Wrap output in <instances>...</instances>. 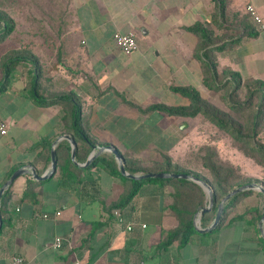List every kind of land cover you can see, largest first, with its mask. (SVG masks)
I'll return each mask as SVG.
<instances>
[{
    "label": "crops",
    "instance_id": "crops-1",
    "mask_svg": "<svg viewBox=\"0 0 264 264\" xmlns=\"http://www.w3.org/2000/svg\"><path fill=\"white\" fill-rule=\"evenodd\" d=\"M249 2L264 15V0ZM63 7L58 21L65 23V76L60 81L47 73L52 68L35 61L43 55L37 45L28 60L17 63L6 85V63L0 62V118L9 126L0 135V189L22 166L47 172L55 140L73 136L65 130L63 106L51 103L53 86L81 102V128L96 141L93 145H113L121 154L131 150L124 135L152 112L161 120L180 117L143 112L132 103L169 105L158 89L197 88L203 78L196 56L200 39L190 28L200 22L215 31L219 20L215 0H64ZM118 31L134 32L139 48L129 55L122 52L114 40ZM147 70L144 82L137 84ZM34 78L46 90L42 96L29 90ZM95 152L91 146L87 159L76 161L83 164ZM78 167L74 178L63 177L58 167L42 181L23 174L5 191L0 264H11L15 255L24 264H264L260 223L224 222L211 231H194L182 243L175 238L180 220L171 208L172 184L144 182L125 206L111 208L128 197L135 183L102 164ZM57 236L63 238L59 248L53 246Z\"/></svg>",
    "mask_w": 264,
    "mask_h": 264
},
{
    "label": "rangeland",
    "instance_id": "rangeland-1",
    "mask_svg": "<svg viewBox=\"0 0 264 264\" xmlns=\"http://www.w3.org/2000/svg\"><path fill=\"white\" fill-rule=\"evenodd\" d=\"M63 1L22 0L21 7H15V10L11 5L9 9L12 17L17 20L16 29L5 41L0 42V62H6L19 50L22 54L25 52L33 55V46L37 45L41 48L43 55L35 61L52 68L51 72L47 73H51L50 76H53V79L57 78V81H60L59 78L65 76L63 74V71L65 72V48L61 45L65 41L63 38L65 29L58 33L56 26L57 18L62 14ZM249 1L251 0H226L225 14L221 22H215L214 25L219 41L232 37L241 38L237 44L232 46L229 42L223 52L216 53L219 71L230 67L239 71L243 76L244 87L237 90L234 95L239 102L246 100L249 86L255 87L252 80H264V32H260L256 38L248 37L245 25L242 23L245 21L254 26L246 9ZM30 13L36 17L33 22L31 19L28 20ZM31 44H33L32 47H30ZM148 71L142 72L135 82L141 85L144 82L142 79L145 80L149 74ZM53 87L56 90L55 97L65 94V89ZM197 89L205 99L229 112L233 118L241 122L248 119L249 111L246 113L243 110L239 112L232 110L227 88L220 90L208 88L202 78ZM42 90L46 91L44 87L40 88V91ZM158 93L165 94V101L169 102V105L188 103L186 97L173 91L158 89ZM159 117L156 112H152L143 124L135 126L134 132L124 135L125 141L131 145V150L123 151L124 159L134 160L149 169L160 166L162 162L166 164L170 161L182 171L186 170L190 174L198 175L212 187L210 169L204 165L205 158L211 156L216 165L223 166L232 172L233 181L243 185L247 182H256L264 186V163L258 162L255 157L246 153L245 146L235 141L229 133L216 127L203 115L199 114L193 118L166 116L162 120ZM118 135L121 137L122 134ZM258 138L264 142V127L259 129ZM239 186L237 184L233 188ZM204 191L206 194L203 201L204 206H207L209 194L205 189ZM258 192L259 190H255L248 195L240 196L234 207L229 208V217L245 214L250 219L255 216V210H263L264 194ZM262 216L258 219V223Z\"/></svg>",
    "mask_w": 264,
    "mask_h": 264
},
{
    "label": "trees",
    "instance_id": "trees-1",
    "mask_svg": "<svg viewBox=\"0 0 264 264\" xmlns=\"http://www.w3.org/2000/svg\"><path fill=\"white\" fill-rule=\"evenodd\" d=\"M17 0H0V42L5 41L12 32L16 29V18L12 17L11 10L9 9L13 5V10L21 7V1ZM20 5H17L19 4ZM218 22H221L226 7V0H215ZM65 13V8L63 7L62 14ZM61 14V15H62ZM36 15V14H35ZM60 15V16H61ZM28 20L33 22L36 18L31 13L28 15ZM59 17L57 18V20ZM60 20V19H59ZM245 26L246 35L248 37L256 38L259 33L254 26L245 21L242 22ZM220 25V24H219ZM222 25V24H221ZM65 28V23L57 21L56 32L60 33ZM191 31L195 32L199 36V46L197 50V58L202 63V73L204 84L211 89L220 90L222 88L228 89V99L231 101L232 110L239 111H249L247 113V120L239 121L233 118L229 112H226L205 99L200 90L194 86H177L173 85L172 90L188 99L187 104L182 105H167L164 103H156L147 106L146 108H141L140 106L132 103L133 106H137L143 112L159 110L168 115H176L180 117H196L201 114L204 118L208 119L219 129L229 133L235 141L241 143L242 146L246 147V153L250 156L255 157L258 162L264 163V142H261L258 138L259 129L264 127V80L255 79V87L251 88L249 86V93L245 101L239 102L236 99L237 90L244 87L243 76L239 71L233 70L230 67L224 68L219 71L217 52L227 48V44L230 42L232 46L237 44L241 38H230L219 41L215 31L209 29L204 24L198 22L190 28ZM12 55L6 63V80L4 85H6L9 80L8 76L15 68L17 63L28 60L30 58L29 53L16 52ZM39 83L34 78L30 83V92L33 96H42L40 94ZM52 104L59 103L63 106L65 110V117L63 121L65 123L66 131H73V137L77 141L76 148V160L85 161L91 152V146L96 142L87 133L82 131L81 123L82 119L79 117V112L83 110V105L74 95L63 94L59 95L51 101ZM72 146L69 140L64 139L57 145V167L62 172L63 177L74 178L77 171L80 170L78 165L74 163L71 159ZM50 159V156L48 155ZM102 164L109 171L114 174L121 175L120 166L117 162L115 155L112 152L105 151L95 158L92 165ZM204 165L210 169L211 173V184L214 190L215 205L212 211L206 212L201 219V227L209 226L215 219L218 204L221 202L222 198L227 195L231 190H233L235 185H243L240 182L233 181L232 172L223 166L216 165L212 157L205 158ZM90 166V165H89ZM126 169L133 174L147 173V172H185L190 173L186 170H181L173 162H164L154 169H149L141 166L138 162L134 160L125 158ZM196 175V174H194ZM198 176V175H196ZM199 177V176H198ZM126 180H131L135 183L134 188L131 190L127 198H125L117 206L121 208L125 206L126 203L132 200V197L138 192L142 184L146 181H157L161 183H170L174 187L173 191V202L171 208L174 209L177 217L180 220V226L175 232V238L181 237L182 243L189 240V236L193 233L195 229L194 225V215L199 210L201 206H204L203 198L205 196V191L199 184L186 179L181 178H148V179H131L123 176ZM201 178V177H200ZM206 181V180H205ZM249 183V182H247ZM245 183V184H247ZM255 192V189L246 190L239 192L231 196L225 202V211L221 218V223L224 222H235L238 220L248 219L245 214H240L237 216L229 217V210L234 207L237 199L240 196L248 195ZM258 193L264 194L259 191ZM5 194L1 198V210L3 211ZM230 208V209H229ZM264 214L263 210H258L255 212V216L250 218L251 223H258V219ZM254 215V214H253ZM3 218V216H2ZM4 222V218H3ZM219 224V225H220ZM218 225V226H219ZM217 226V227H218ZM216 227V228H217ZM211 231V230H210ZM173 238H170L165 244H169Z\"/></svg>",
    "mask_w": 264,
    "mask_h": 264
},
{
    "label": "water",
    "instance_id": "water-1",
    "mask_svg": "<svg viewBox=\"0 0 264 264\" xmlns=\"http://www.w3.org/2000/svg\"><path fill=\"white\" fill-rule=\"evenodd\" d=\"M62 139H67L70 141L71 146H72L71 159L73 160L74 163L78 164L81 167H88L90 164H92L93 160L97 156H99L102 152L110 151L115 155V157L118 161L122 176L131 178V179H136V180L148 179V178H153V177L154 178H181V179L191 180V181L201 185L209 194V202H208L207 206L200 207L199 211L194 216L195 229L199 232H205V231L213 230L220 224L222 215L225 211V202L231 196H233L239 192L251 190V189L259 190V191L264 193V186L259 184V183H256V182L247 183V184L241 185L237 188H234L227 195H225L222 198L221 202L218 204L216 217H215L213 223L208 227H201L200 223H201V219H202L203 215L206 212L211 211L213 206H214V203H215L214 190L207 181H205L204 179H202L196 175H193L190 173H185V172H147V173H143V174L130 173L125 167V159H124L123 155L113 145L100 146V147L93 145L94 149H96V152L90 155L87 162L81 164V163L76 161L77 141L74 139V137L71 134H62L55 140V142L51 148L52 162H51L50 169L47 172L40 174L35 169V167L33 165H25V166L18 168L17 170H15L11 174L9 179L5 182V184L0 189V200H1L2 195L5 193V191L7 189H9V187L13 184V182L16 180V178H18L20 175L29 174L33 177L34 180H37V181H42V180H46V179L50 178L57 170V161H58L57 160V145ZM2 225H3V218H2V212H1V206H0V228L2 227ZM260 229H261L262 235L264 236V214H263L261 221H260Z\"/></svg>",
    "mask_w": 264,
    "mask_h": 264
},
{
    "label": "built area",
    "instance_id": "built-area-1",
    "mask_svg": "<svg viewBox=\"0 0 264 264\" xmlns=\"http://www.w3.org/2000/svg\"><path fill=\"white\" fill-rule=\"evenodd\" d=\"M247 13L251 19L254 27L258 32H264V17L261 15L256 5L252 2L247 4ZM114 40L116 41L118 47L125 54L129 55L139 48V43L137 36L134 32H116L114 34ZM9 126L5 120L0 118V135H6L8 133ZM114 213L118 216L120 222H124V217L120 214L118 210H115ZM61 212L58 211L56 215H60ZM45 218L49 217L48 214L43 215ZM128 229L133 228V224L129 222L127 224ZM63 245V238L57 236L54 239L53 246L59 248ZM25 259L22 256L15 255L12 257L11 264H24Z\"/></svg>",
    "mask_w": 264,
    "mask_h": 264
}]
</instances>
